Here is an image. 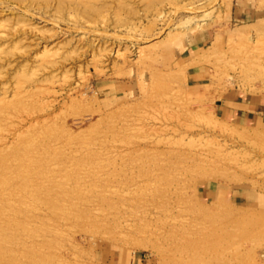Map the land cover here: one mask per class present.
<instances>
[{"label": "rangeland", "instance_id": "obj_1", "mask_svg": "<svg viewBox=\"0 0 264 264\" xmlns=\"http://www.w3.org/2000/svg\"><path fill=\"white\" fill-rule=\"evenodd\" d=\"M237 89L264 0H0V264H264Z\"/></svg>", "mask_w": 264, "mask_h": 264}, {"label": "crops", "instance_id": "obj_2", "mask_svg": "<svg viewBox=\"0 0 264 264\" xmlns=\"http://www.w3.org/2000/svg\"><path fill=\"white\" fill-rule=\"evenodd\" d=\"M245 14L246 11L243 16ZM192 51L196 52V49L193 48ZM217 113L224 121L234 125L264 127V95L238 89L228 91L219 101Z\"/></svg>", "mask_w": 264, "mask_h": 264}, {"label": "bare ground", "instance_id": "obj_3", "mask_svg": "<svg viewBox=\"0 0 264 264\" xmlns=\"http://www.w3.org/2000/svg\"><path fill=\"white\" fill-rule=\"evenodd\" d=\"M225 1V0H224ZM225 3H227V2H225ZM230 4V3H229ZM227 7L229 6L228 4L226 5Z\"/></svg>", "mask_w": 264, "mask_h": 264}]
</instances>
